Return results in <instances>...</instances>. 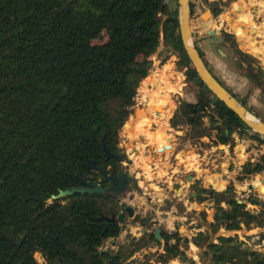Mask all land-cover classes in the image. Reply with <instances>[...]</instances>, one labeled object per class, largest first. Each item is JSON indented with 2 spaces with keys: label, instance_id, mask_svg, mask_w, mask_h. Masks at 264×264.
Wrapping results in <instances>:
<instances>
[{
  "label": "trees",
  "instance_id": "trees-1",
  "mask_svg": "<svg viewBox=\"0 0 264 264\" xmlns=\"http://www.w3.org/2000/svg\"><path fill=\"white\" fill-rule=\"evenodd\" d=\"M204 1L218 17L235 0ZM190 7L194 11L192 0ZM226 35L238 69L264 94V67L255 65V57L242 50L233 33ZM162 44L177 54L191 87L185 93L194 97L180 100L170 119L172 127L187 126L191 140L208 136L228 145L237 131L264 144V137L199 77L182 41L178 0H0V264H125L150 243L163 246L162 252L156 251L157 263L178 259L196 264L181 243L190 240L178 233L163 235L162 244L147 231L117 250L106 248L105 242L122 231L119 220L101 218L121 211L110 195L78 193L52 199L61 190L82 186L80 173L109 185L87 167L90 159L109 174H119L121 162L106 159L102 139L121 153L119 139L130 105L125 92L137 94ZM199 52L214 73L200 47ZM219 81L258 115L245 97ZM263 171L264 154L245 162L236 179L244 181ZM192 187L196 198L191 196V201L221 194L204 188L201 180ZM233 190L230 183L226 193ZM248 201L261 205L253 195ZM226 203L230 208L218 209L211 223L214 231L264 226V206L253 212L245 201L228 198ZM193 242L206 245L214 264H264V252L247 246L238 235H220L215 242L200 231Z\"/></svg>",
  "mask_w": 264,
  "mask_h": 264
},
{
  "label": "rangeland",
  "instance_id": "rangeland-1",
  "mask_svg": "<svg viewBox=\"0 0 264 264\" xmlns=\"http://www.w3.org/2000/svg\"><path fill=\"white\" fill-rule=\"evenodd\" d=\"M192 2L194 3V21L199 18L203 21V27L194 33V43L203 49L205 58L209 61L213 72L218 74L219 79L239 98L245 97L248 104L264 120V94L249 82L248 78L244 77L238 69L237 58L231 47L232 40L227 37L228 35H223L217 27L219 16L215 17L212 14L204 0H192ZM206 11H210L212 14L209 20L202 18ZM212 27L216 31L210 35L207 33V29ZM106 38L107 36H105ZM216 45H220L229 52L230 58L224 59L220 56L215 50ZM166 57L168 59L164 62ZM151 58L154 62L153 68L140 83L137 94L134 96L136 105L134 107L127 106L128 113L132 112L129 113L119 139L121 153L127 151L133 160L131 164L121 162V167L126 169L129 181L126 192L119 195V204L122 206L120 212H123L127 205H131L136 215H140V219L135 220L134 217L126 215L121 222L120 235L115 239L107 240L104 246L117 250L132 239L140 238L142 229L153 231L155 225L150 222L145 223L147 217L151 216L157 220L156 226L160 225L168 232L178 231L177 233L182 238L187 237L190 240L189 243L183 241L181 243L188 255L195 259L196 264H214L211 253L206 252V245L197 246L193 242L200 231L208 232L210 240L215 242L218 241L220 235H232L237 232L235 235H238L239 239L243 240L247 246L264 252V226H256L252 229L243 226L240 230L220 228L218 231H214L211 227L216 211L230 208V204L226 203L228 198L247 202L253 212L263 208L264 192H261L259 188L264 187V171L253 174L244 181L237 180L236 176L245 162L257 161L264 154V144H260L246 135L240 136L237 131L233 133L231 143L228 145L220 144L219 140L212 141L208 136L191 140L186 137V133L189 131L187 126L172 127L170 119L180 100H194L192 95L185 93L190 91L191 87L185 83L186 76L184 69L178 65L177 54L165 50L162 44ZM260 65L259 62L256 66L260 67ZM192 90L197 93L196 88L192 87ZM150 105L152 108H149ZM157 105L163 107L161 106L160 109L157 108ZM147 109L149 112H146ZM165 110L167 113H162ZM207 125H209L208 121ZM169 137L172 138L174 148L165 149L163 152L158 151L157 147H164L168 143ZM233 143L234 147L231 151L230 146ZM177 150L185 151L186 157L182 159L184 154L182 153L180 160H177L174 154V151ZM164 159L169 160L170 163H162ZM188 175L194 176V182L196 179H200L202 185H205L203 178H206L211 188H213V183L219 182L216 185L220 188L216 186L215 190L221 194L203 202L191 201V196L196 197L193 195L195 193L192 181L188 180ZM175 176L176 178H174ZM228 183L234 185V190L230 193H226ZM250 183L257 186L252 193L248 187ZM179 186L188 189L183 200H178L176 194ZM250 194L258 197L261 205L250 203L248 201ZM175 220L181 226L180 231L176 230ZM172 241L174 242L175 239ZM159 242L164 244L165 240ZM156 251L162 252L163 246L150 243L137 251L125 264H161L155 262ZM36 256L40 262H44L40 253H37ZM174 261L176 264H187L178 259ZM169 264H173V261Z\"/></svg>",
  "mask_w": 264,
  "mask_h": 264
},
{
  "label": "water",
  "instance_id": "water-1",
  "mask_svg": "<svg viewBox=\"0 0 264 264\" xmlns=\"http://www.w3.org/2000/svg\"><path fill=\"white\" fill-rule=\"evenodd\" d=\"M179 5V28L180 33L182 37V41L186 50V53L191 60L194 68L196 69L199 77L201 78L202 82L209 88V90L220 100H222L236 115L239 116V118L254 132L259 134L261 137H264V120L260 118L259 115H255L249 111V109L244 106L237 97H235L224 85H222L219 81L218 74L212 73L210 69L206 66L204 59L202 58L200 52H199V46H196L193 39H194V33L201 27H203V21L202 19H197L194 21L193 19V10L190 7V0H178ZM235 6L237 7V12L245 11V7H243L240 3L236 2ZM212 17V14L210 11H206L203 15V19H210ZM216 21V19H214ZM218 23V22H217ZM238 26V24H236ZM216 31V29L209 28L207 29V33L210 35H213V33ZM216 52L222 56L224 59L230 58V53L227 52L223 47L220 45L215 46ZM125 96L128 99L131 106L136 105V99L134 97V94L131 91L125 92ZM132 111H129L131 113ZM228 129H226V133H228ZM172 138H168V144H166L164 147L158 146L157 149L160 152H163L165 149H171L172 148ZM103 144V150H104V156L107 160L109 159H116L119 162H126L131 164L133 162L132 158H130V155L127 151H123L122 153H117L112 151L108 145L105 142V137L102 139ZM138 150L136 151V153ZM87 167L91 169L92 171H95L103 176L105 181L110 182V186H103L101 183L97 181H90L87 180L83 173H80V176L82 178V186L79 187H71L65 190H61L57 195H53L52 199H62L69 196H74L78 193L80 194H102V195H111L114 196L121 195L126 192L128 188V181L129 178L126 173V169L122 167V169L119 171L118 175L109 174L106 169L102 168L101 166L97 165L96 162L92 159L88 160ZM190 181L193 180V176L190 175L188 178ZM204 179V186L206 188L210 187L207 183V179ZM195 184V183H194ZM229 184V183H228ZM212 187L215 189L216 184H212ZM250 189V193L253 192L255 188H257L256 185L250 183L248 185ZM264 187H262L263 189ZM182 187L178 189L179 193L182 191ZM261 191V188H259ZM196 197V194H193ZM239 202H242V200H239ZM250 210V208L248 207ZM126 213L129 214L131 217H135L134 209L131 205H127L125 207V211L121 212L119 214L113 213L111 217L108 216H101V218H106L110 221H123L125 218ZM180 225L175 220V227L176 229ZM148 230L142 229L141 233L144 234ZM153 233L155 235V238L158 241H162V227L157 226L155 229H153ZM237 232L232 233V235H235ZM231 236V235H230ZM136 238V237H134Z\"/></svg>",
  "mask_w": 264,
  "mask_h": 264
},
{
  "label": "crops",
  "instance_id": "crops-1",
  "mask_svg": "<svg viewBox=\"0 0 264 264\" xmlns=\"http://www.w3.org/2000/svg\"><path fill=\"white\" fill-rule=\"evenodd\" d=\"M236 2L240 3L243 7H245V11L237 12V7L235 6ZM217 22H218L217 27L219 31L222 32L223 35L226 36V33H233L236 36V39L239 42L242 50L255 57L256 59V61L254 62L255 65H258V63L260 62L261 64L260 67H264V0L233 1L230 4V6L226 7L224 11L220 14V16L217 18ZM236 24H238V26H236ZM154 105H156L155 102ZM151 106L152 105H150L149 108H152ZM161 106L162 105H157V108L161 109L163 107ZM146 112H149V110L147 109ZM162 113H167V111L165 110ZM172 148H174V143H172ZM182 153H184L182 156V159H184V157H186L185 151L183 152L179 150L174 151L177 160H180V155H182ZM225 154L227 155L228 152L226 151ZM162 163L169 164L170 161L164 159ZM175 169L177 170V168ZM189 176L190 175H188V178ZM174 178H176V176ZM197 180L200 179H196L195 181ZM218 183L219 182H216V184ZM193 184H194V176L192 180V185ZM203 184H204V179H203ZM216 186L219 187L218 185ZM180 187L182 186H179V188ZM182 188L183 189L181 193H179L178 189L176 190V194L178 195V200H183L188 191L187 188L185 187ZM226 236H230V235H226ZM173 264H176V261L173 260Z\"/></svg>",
  "mask_w": 264,
  "mask_h": 264
},
{
  "label": "flooded vegetation",
  "instance_id": "flooded-vegetation-1",
  "mask_svg": "<svg viewBox=\"0 0 264 264\" xmlns=\"http://www.w3.org/2000/svg\"><path fill=\"white\" fill-rule=\"evenodd\" d=\"M121 169H122V167H121ZM127 173V172H126ZM128 176V175H127ZM129 178V177H128ZM196 182V181H195ZM194 182V183H195ZM109 183V185L108 186H110L111 185V183L110 182H108ZM202 183V182H201ZM194 185V184H193ZM204 186V185H203ZM204 188H206L205 186H204ZM208 188H210L211 189V187H208ZM213 189V188H212ZM192 192V191H191ZM252 194H250L249 196H251ZM111 197H113L114 199H116L118 202L120 201V198H119V195L118 196H114L113 194H111L110 195ZM248 196V197H249ZM239 201V200H238ZM134 209V208H133ZM124 211H125V208H124ZM123 211V212H124ZM218 211V210H217ZM216 211V212H217ZM121 213V212H120ZM134 214L136 215V212H135V210H134ZM126 215H128V217H129V214L128 213H126ZM125 215V216H126ZM131 217V216H130ZM135 220H138V219H140V215L139 214H137L135 217ZM142 218V217H141ZM147 220L150 222V223H152L153 225H155V227H154V229L157 227L156 226V222H157V220L155 219V218H153V217H151V216H148L147 217ZM121 222V221H120ZM158 226H160V225H158ZM162 227V226H161ZM180 227L181 226H179L176 230H179L180 231ZM178 231H174V232H168V231H165V229L162 227V237H163V235H169V234H174V233H177ZM163 239H164V237H163ZM157 240V239H156ZM165 240V239H164ZM158 241V240H157Z\"/></svg>",
  "mask_w": 264,
  "mask_h": 264
},
{
  "label": "bare ground",
  "instance_id": "bare-ground-1",
  "mask_svg": "<svg viewBox=\"0 0 264 264\" xmlns=\"http://www.w3.org/2000/svg\"><path fill=\"white\" fill-rule=\"evenodd\" d=\"M196 45V44H195ZM197 46V45H196ZM158 138V137H157ZM261 192H264V189H261Z\"/></svg>",
  "mask_w": 264,
  "mask_h": 264
},
{
  "label": "built area",
  "instance_id": "built-area-1",
  "mask_svg": "<svg viewBox=\"0 0 264 264\" xmlns=\"http://www.w3.org/2000/svg\"><path fill=\"white\" fill-rule=\"evenodd\" d=\"M167 2L169 1V0H166ZM195 1H198V0H195Z\"/></svg>",
  "mask_w": 264,
  "mask_h": 264
}]
</instances>
